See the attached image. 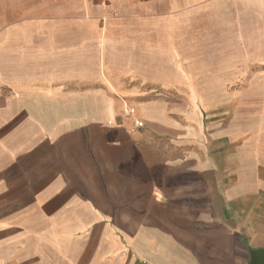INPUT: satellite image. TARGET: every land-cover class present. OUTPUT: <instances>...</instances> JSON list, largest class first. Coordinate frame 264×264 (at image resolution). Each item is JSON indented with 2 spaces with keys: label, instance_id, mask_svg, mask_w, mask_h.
<instances>
[{
  "label": "crops",
  "instance_id": "obj_1",
  "mask_svg": "<svg viewBox=\"0 0 264 264\" xmlns=\"http://www.w3.org/2000/svg\"><path fill=\"white\" fill-rule=\"evenodd\" d=\"M257 4L220 83L264 84ZM42 7L0 29V264H264V133L213 134L132 86L196 82L162 27Z\"/></svg>",
  "mask_w": 264,
  "mask_h": 264
},
{
  "label": "rangeland",
  "instance_id": "obj_2",
  "mask_svg": "<svg viewBox=\"0 0 264 264\" xmlns=\"http://www.w3.org/2000/svg\"><path fill=\"white\" fill-rule=\"evenodd\" d=\"M261 1L112 0L103 4L100 0H0V29L7 23L16 22L18 17L15 16L19 13L32 15L39 7L42 9L45 2L48 7L51 6L52 13L82 10L86 17H96L98 26L105 29L128 27L130 23L137 28L144 27L145 23L149 29L162 27V44L165 51L169 50L164 55L170 53L172 45L174 50L178 49V54L174 53L179 55L180 79L183 76H194L192 79L196 82L140 83L132 86L146 90L145 95L149 100L163 103L169 117H182V113L192 114L196 121L203 123L205 128L209 127L213 134L226 129L229 138H234L254 130L264 133V84L219 82L221 70L234 71L230 67L235 65L236 60L249 56L248 45L253 38L250 13L255 10L252 8L253 3L256 8ZM145 13L153 16L145 20ZM157 14L162 21H156ZM112 19L120 22L111 24ZM255 38L258 39L259 35ZM135 54L139 66L146 62L143 52ZM157 55L159 53L149 52L146 63L153 62L151 59L155 60ZM166 62L170 63L168 57ZM164 70L166 79L171 74L176 76V68L167 67ZM119 100L124 117H129L124 113V102L136 112L134 99L120 97Z\"/></svg>",
  "mask_w": 264,
  "mask_h": 264
},
{
  "label": "built area",
  "instance_id": "obj_3",
  "mask_svg": "<svg viewBox=\"0 0 264 264\" xmlns=\"http://www.w3.org/2000/svg\"><path fill=\"white\" fill-rule=\"evenodd\" d=\"M100 1L101 3L105 4V3H109L110 0H100ZM134 112H135V109L131 105H129L127 102H124L125 115L131 117L134 114ZM133 123L137 127L142 125V123L138 119H136Z\"/></svg>",
  "mask_w": 264,
  "mask_h": 264
},
{
  "label": "bare ground",
  "instance_id": "obj_4",
  "mask_svg": "<svg viewBox=\"0 0 264 264\" xmlns=\"http://www.w3.org/2000/svg\"><path fill=\"white\" fill-rule=\"evenodd\" d=\"M110 113H111V111H110ZM108 116H109V115H108ZM71 117H72V116H70V118H71ZM75 117H76V116H75ZM75 117H74V118H75ZM110 117L112 118L111 114H110L109 118H110ZM79 118H80V117H79ZM68 121H69V120H68ZM70 121H71V122L73 121V117L71 118ZM78 123H79V121H78ZM76 124H77V123H76ZM72 125H73V123H72ZM80 125H82V124H80ZM76 126H77V125H76ZM80 127H81V126H80ZM77 128H78V127H77ZM81 129H82V128H81ZM78 130H79V129H78ZM84 130H86V129H84ZM75 131H76V128H75ZM76 132H77V131H76ZM76 132H75V133H76ZM76 134H77V133H76ZM76 134H73V133H72V136H73V135H76ZM82 134H83V133H82ZM84 134H85V132H84ZM66 135H67V133H66ZM78 135H80V133H79ZM78 135H77V136H78ZM67 138H68V135H67ZM84 204H86V202H85Z\"/></svg>",
  "mask_w": 264,
  "mask_h": 264
}]
</instances>
